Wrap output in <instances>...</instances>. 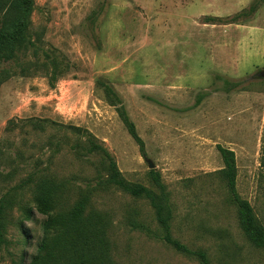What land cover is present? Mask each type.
I'll return each mask as SVG.
<instances>
[{
  "label": "rangeland",
  "instance_id": "1",
  "mask_svg": "<svg viewBox=\"0 0 264 264\" xmlns=\"http://www.w3.org/2000/svg\"><path fill=\"white\" fill-rule=\"evenodd\" d=\"M29 1L25 46L0 62V202L12 201L0 264L38 256L43 223L59 212L35 202L45 179L65 208L94 187L115 264H202L200 251L209 264H264L218 151L235 152L238 193L264 227V0ZM97 147L127 182L164 198L173 239L193 255L162 239L149 200L96 186L109 175Z\"/></svg>",
  "mask_w": 264,
  "mask_h": 264
},
{
  "label": "trees",
  "instance_id": "2",
  "mask_svg": "<svg viewBox=\"0 0 264 264\" xmlns=\"http://www.w3.org/2000/svg\"><path fill=\"white\" fill-rule=\"evenodd\" d=\"M0 10L5 11L0 28V62L11 58L18 48L25 46V30L28 17L32 10L29 0H0ZM237 19L234 17L232 22ZM110 103L117 107L119 99L113 90H107ZM119 115L128 129L131 137L139 144L144 154V143L138 136L134 123L127 116L122 107H117ZM106 157L104 166L109 175L96 182L102 188L120 189L135 198L150 201L155 209L156 219L164 231L162 239L177 251L193 255L185 245L173 239L171 234V210L163 197L150 189L127 182L118 170L111 156L100 148ZM224 168L220 171L225 182L232 204L236 207L241 228L251 243L258 249H264V227L257 220L254 208L241 198L237 190L238 168L236 155L233 150L218 146ZM158 186L163 189L158 181ZM94 187H87L74 204L65 208L62 202L63 194L59 185L45 179L40 182L34 193L35 202L39 210L48 214L56 209L59 212L43 223V238L38 243V256L32 264H115L113 260V246L110 239L112 220L108 213L98 210L92 204ZM12 201L2 199L0 202V242L6 243L7 215ZM202 264H209L206 254L196 253Z\"/></svg>",
  "mask_w": 264,
  "mask_h": 264
},
{
  "label": "water",
  "instance_id": "3",
  "mask_svg": "<svg viewBox=\"0 0 264 264\" xmlns=\"http://www.w3.org/2000/svg\"><path fill=\"white\" fill-rule=\"evenodd\" d=\"M258 76L264 78V72L263 73H260Z\"/></svg>",
  "mask_w": 264,
  "mask_h": 264
}]
</instances>
